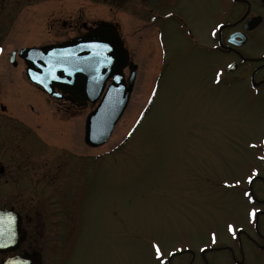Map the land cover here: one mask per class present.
Instances as JSON below:
<instances>
[{"label":"rangeland","instance_id":"obj_1","mask_svg":"<svg viewBox=\"0 0 264 264\" xmlns=\"http://www.w3.org/2000/svg\"><path fill=\"white\" fill-rule=\"evenodd\" d=\"M257 15L261 24L238 49L245 60L214 49L221 23ZM99 21L120 25L138 72L110 140L92 148L84 127L93 108L58 111L29 82L24 60L10 57ZM0 49L4 166H16L28 136L66 124L47 133L44 149L62 157L65 181L55 196L48 190L41 214L43 264H160L156 244L174 253L170 264H264V211L249 216L264 210V84L251 76L264 65V0H0ZM232 63L237 70L226 72Z\"/></svg>","mask_w":264,"mask_h":264},{"label":"water","instance_id":"obj_2","mask_svg":"<svg viewBox=\"0 0 264 264\" xmlns=\"http://www.w3.org/2000/svg\"><path fill=\"white\" fill-rule=\"evenodd\" d=\"M263 18L252 17L246 23V29L256 28ZM242 37L239 44L246 41V35L238 33L232 36ZM107 44L108 49H91L89 44ZM57 53L52 57V53ZM67 52V55H59ZM99 53V55H97ZM16 52L13 53V57ZM19 55L27 65V77L50 94L59 98L66 97L79 106L89 102L97 104L89 113L85 124V142L92 147L104 145L111 137L117 123L122 118L132 95L137 66L130 60L120 32L112 23L102 22L82 36L65 42L41 47H25ZM111 57V63L107 61ZM59 61V63H57ZM55 64L52 74L49 68ZM129 67L131 77L126 81L125 69ZM237 67L233 64L229 70ZM43 78V83L33 79L32 74ZM53 76L58 77L54 79ZM119 76L117 80L115 77ZM63 95H57L58 91ZM68 94V96H64ZM17 264H41V257L15 259Z\"/></svg>","mask_w":264,"mask_h":264},{"label":"flooded vegetation","instance_id":"obj_3","mask_svg":"<svg viewBox=\"0 0 264 264\" xmlns=\"http://www.w3.org/2000/svg\"><path fill=\"white\" fill-rule=\"evenodd\" d=\"M244 17L245 16H241L234 22L221 25L218 30L219 34L217 33V38L215 39L217 46L214 49L216 51L223 53L232 51L235 52L239 58H245L239 52L238 48L230 46V43H228L231 36L234 34L244 32L247 34L248 40L249 34L254 31H248L245 28L246 22L251 16ZM225 30H230L228 37H224ZM236 38L240 37L237 36ZM263 67L264 65L260 64L253 72L252 79L255 82H257V73ZM248 72L249 70L245 69L241 76L243 74L247 76V74H249ZM260 82L264 83V80H260L257 83ZM52 99L51 97V100ZM54 104L58 111L76 110V106L74 107L71 103L66 105L62 100H55ZM61 121L62 120H57L54 121L53 124H50V129H52L45 130L44 135L37 134L38 137L34 139L28 136L32 141L30 142L28 150H22V147L16 146L20 150V154L16 155V158H14L16 159V166H4L3 162L0 160V214L6 215L11 213L16 217L15 223L12 225L15 231V243L11 244L9 247L0 248V264H5L7 261L15 260L19 257L28 260L35 259L38 255H41L43 263L42 251L35 243L39 237H43L46 234L45 221L41 214L46 205L45 202L49 200L50 193L48 190L50 188L54 190L52 195L55 196L58 190H61L65 181V175L63 171H61L64 165L62 157L55 154L56 156L51 159L48 150L44 151V149L52 145L53 140L50 138V136H52V130L55 135V131L60 133L61 128L65 127L66 124ZM35 127L37 131H40V127H43V125L39 123ZM47 133L50 134V136ZM4 210L6 212H2ZM59 234H61L60 229L57 235ZM250 240L254 241L252 237Z\"/></svg>","mask_w":264,"mask_h":264},{"label":"snow or ice","instance_id":"obj_4","mask_svg":"<svg viewBox=\"0 0 264 264\" xmlns=\"http://www.w3.org/2000/svg\"><path fill=\"white\" fill-rule=\"evenodd\" d=\"M169 15L171 16L172 13H169ZM153 19H155V17H153ZM213 35H215V32H213ZM86 47L91 48V49H108L109 46L107 44L93 43V44L86 45ZM2 51L3 49H0V52ZM67 54H68L67 52H64V53H60L59 55H67ZM51 55L52 57H56L58 54L54 52ZM97 55H99V53H97ZM107 61L111 63V57H107ZM57 63H59V61H57ZM54 67H55V64H53V66L49 68V74L53 73ZM229 67H232V66L229 65ZM32 76H33V79H37L41 83H43V78L37 76L35 73H33ZM53 78L58 79V77H55V76H53ZM115 78L117 80L120 79L119 76ZM57 95H59V93H57ZM131 134L132 133H129V135ZM253 147H255V145H253ZM258 175H259L258 172L255 173L254 175H249L247 177L249 184H251L253 180L255 179V177ZM237 183H239V181H237ZM244 195L251 198L253 197L254 194L252 192H245ZM260 211H264V210L257 209L254 207L249 213V216L253 220V222L256 221L257 213ZM15 220H16V217L12 215L11 213L6 214V215L0 214V248H6V247H9L11 244L15 243V239H14L15 231L12 227V225L15 223ZM228 231L235 237L237 229L235 228L234 225L229 224ZM215 242H216V234L212 233V243H215ZM153 247L155 249L156 258L157 260L160 261V264H170V260L168 259V257L173 256L174 253H168L166 257L165 253L162 251L159 244H156ZM180 251L183 252L184 250L181 249ZM201 251H204V249H201ZM6 264H17V262L15 260H9L6 262Z\"/></svg>","mask_w":264,"mask_h":264},{"label":"bare ground","instance_id":"obj_5","mask_svg":"<svg viewBox=\"0 0 264 264\" xmlns=\"http://www.w3.org/2000/svg\"><path fill=\"white\" fill-rule=\"evenodd\" d=\"M78 135V134H77Z\"/></svg>","mask_w":264,"mask_h":264}]
</instances>
